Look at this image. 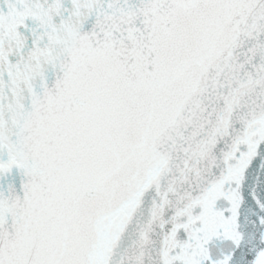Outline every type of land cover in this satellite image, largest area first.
<instances>
[{
    "label": "snow or ice",
    "instance_id": "6c2138e0",
    "mask_svg": "<svg viewBox=\"0 0 264 264\" xmlns=\"http://www.w3.org/2000/svg\"><path fill=\"white\" fill-rule=\"evenodd\" d=\"M0 264H264V0H0Z\"/></svg>",
    "mask_w": 264,
    "mask_h": 264
}]
</instances>
